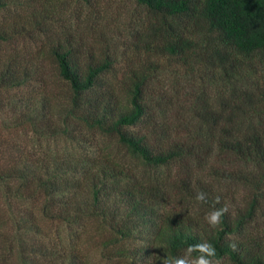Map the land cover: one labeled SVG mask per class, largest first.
<instances>
[{"label": "trees", "instance_id": "16d2710c", "mask_svg": "<svg viewBox=\"0 0 264 264\" xmlns=\"http://www.w3.org/2000/svg\"><path fill=\"white\" fill-rule=\"evenodd\" d=\"M78 1L0 0V264H264V0Z\"/></svg>", "mask_w": 264, "mask_h": 264}, {"label": "rangeland", "instance_id": "374dc122", "mask_svg": "<svg viewBox=\"0 0 264 264\" xmlns=\"http://www.w3.org/2000/svg\"><path fill=\"white\" fill-rule=\"evenodd\" d=\"M58 2H59L58 7H55L58 4H53L52 7H55V9L59 11V13L62 12L66 16L68 15L70 16L72 15V17L74 15L78 16L80 10L83 11L89 10L88 8L85 7V8H79V10L76 11L77 8L79 7V4L82 3V2L80 3L78 0H58ZM91 2L93 5L92 9H94L91 11L98 12L94 14L93 17L97 21L98 26L105 28L103 33L107 32L106 34L107 37H109L110 35L114 37L116 35V34L114 35L116 25H119L120 27L124 28L125 19L135 9L133 0H91ZM8 13L11 14L12 10H9ZM133 13H136V11H134ZM120 24H122V26ZM113 40L114 39L111 38V42ZM49 79H50L49 89L51 91H56L57 88L61 89V87H58L57 82L55 79H53V77H50ZM91 234L92 236L96 235L94 231H91ZM81 249L84 254L89 256L90 264H103L102 261H99V259H97V253L93 249L92 244L81 246Z\"/></svg>", "mask_w": 264, "mask_h": 264}, {"label": "clouds", "instance_id": "9594fccd", "mask_svg": "<svg viewBox=\"0 0 264 264\" xmlns=\"http://www.w3.org/2000/svg\"><path fill=\"white\" fill-rule=\"evenodd\" d=\"M195 199L199 202L207 201V194L203 191L197 192ZM216 202L219 203V197H216ZM228 212V207L213 208L206 213L204 219L211 228L217 227L222 220V217ZM230 247L235 249L234 244ZM198 253L195 257L192 253ZM217 256L216 248L209 242L203 241L195 245H189L184 249V254L181 256L166 257L163 259V264H216L215 257Z\"/></svg>", "mask_w": 264, "mask_h": 264}]
</instances>
